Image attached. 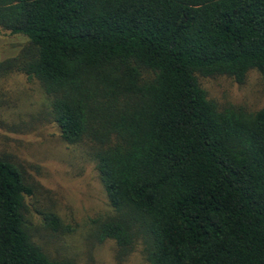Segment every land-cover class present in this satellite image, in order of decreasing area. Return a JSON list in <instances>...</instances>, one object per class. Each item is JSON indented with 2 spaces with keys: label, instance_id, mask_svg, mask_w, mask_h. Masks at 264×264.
<instances>
[{
  "label": "trees",
  "instance_id": "1",
  "mask_svg": "<svg viewBox=\"0 0 264 264\" xmlns=\"http://www.w3.org/2000/svg\"><path fill=\"white\" fill-rule=\"evenodd\" d=\"M0 29L27 40L0 73L37 80L61 138L90 145L113 209L99 241L140 242L148 264H264V107H219L198 80L264 75V0H0ZM33 192L0 153V264H76L33 240Z\"/></svg>",
  "mask_w": 264,
  "mask_h": 264
},
{
  "label": "rangeland",
  "instance_id": "2",
  "mask_svg": "<svg viewBox=\"0 0 264 264\" xmlns=\"http://www.w3.org/2000/svg\"><path fill=\"white\" fill-rule=\"evenodd\" d=\"M21 34L0 29V61L26 43ZM219 107H264V75L255 69L243 83L233 78L198 76ZM49 101L39 82L21 73H0V153L24 169L33 194L26 198V219L33 240L53 258L76 264H148L143 245L122 250L113 239L99 241L96 221L113 213L87 142L66 143L48 114ZM54 212L64 225L53 231L44 214Z\"/></svg>",
  "mask_w": 264,
  "mask_h": 264
}]
</instances>
